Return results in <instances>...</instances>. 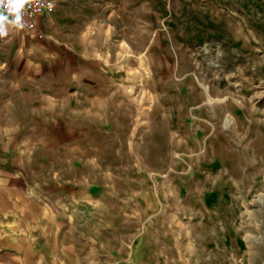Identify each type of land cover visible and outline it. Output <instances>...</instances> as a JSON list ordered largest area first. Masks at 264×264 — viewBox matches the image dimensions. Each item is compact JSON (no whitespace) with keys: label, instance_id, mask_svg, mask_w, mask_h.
<instances>
[{"label":"rangeland","instance_id":"374dc122","mask_svg":"<svg viewBox=\"0 0 264 264\" xmlns=\"http://www.w3.org/2000/svg\"><path fill=\"white\" fill-rule=\"evenodd\" d=\"M54 3L0 38V264H264V0Z\"/></svg>","mask_w":264,"mask_h":264},{"label":"clouds","instance_id":"9594fccd","mask_svg":"<svg viewBox=\"0 0 264 264\" xmlns=\"http://www.w3.org/2000/svg\"><path fill=\"white\" fill-rule=\"evenodd\" d=\"M30 0H0V38L7 37L12 29L25 28L23 9Z\"/></svg>","mask_w":264,"mask_h":264},{"label":"built area","instance_id":"2783aa9c","mask_svg":"<svg viewBox=\"0 0 264 264\" xmlns=\"http://www.w3.org/2000/svg\"><path fill=\"white\" fill-rule=\"evenodd\" d=\"M54 8V0H30V3L23 9L25 27L34 29L37 26L39 17L52 12Z\"/></svg>","mask_w":264,"mask_h":264},{"label":"crops","instance_id":"0c3cea01","mask_svg":"<svg viewBox=\"0 0 264 264\" xmlns=\"http://www.w3.org/2000/svg\"><path fill=\"white\" fill-rule=\"evenodd\" d=\"M41 17V16H40ZM39 17V18H40ZM36 28V27H35ZM34 28V29H35ZM34 29H29V28H23V29H16V30H13L11 27H10V29H9V32H10V34H13V35H17V34H21V33H23V32H27V31H31V30H34Z\"/></svg>","mask_w":264,"mask_h":264},{"label":"bare ground","instance_id":"6f19581e","mask_svg":"<svg viewBox=\"0 0 264 264\" xmlns=\"http://www.w3.org/2000/svg\"><path fill=\"white\" fill-rule=\"evenodd\" d=\"M197 86V85H196ZM196 86H195V88H196ZM198 89V88H197Z\"/></svg>","mask_w":264,"mask_h":264}]
</instances>
